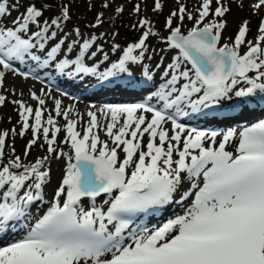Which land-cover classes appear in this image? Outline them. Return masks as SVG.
Listing matches in <instances>:
<instances>
[{"label":"snow or ice","instance_id":"1","mask_svg":"<svg viewBox=\"0 0 264 264\" xmlns=\"http://www.w3.org/2000/svg\"><path fill=\"white\" fill-rule=\"evenodd\" d=\"M112 2L102 0L101 7ZM175 2L163 32L143 16L132 25L131 42L116 43L119 33L112 32V61L99 43L107 33L85 36L76 26L65 31L71 0H26L13 26L0 27L3 92L16 95L4 87L9 72L40 80L39 71L51 70L69 79L90 77L101 91L140 97L134 103L90 104L82 114L43 88L39 94L28 89L34 107L22 90L21 98L11 101L0 93V107L12 103L20 126L0 131V234L18 225L25 230L0 246V264H264V119L230 129L220 139L221 134L187 129L177 120L215 119L233 96V111L257 93L264 101V17L253 39H247L250 22L244 20L234 37L221 43L230 3L199 0L190 10ZM142 3L134 4L131 14L139 16ZM18 6L19 0L11 5ZM237 6L243 8V0ZM163 7L162 0H153V12ZM250 7L256 14L264 0ZM124 11L122 4L114 9L117 15ZM46 12L51 15L44 18ZM7 14L8 0H0V18ZM185 19L192 22L186 31ZM104 23L101 11L89 27ZM51 41L56 42L49 46ZM157 48L175 54L165 64ZM29 62L27 71L19 70ZM242 82L246 86L237 87ZM29 132L23 157L33 147L46 152L24 163L7 139ZM52 161L61 162L63 172L53 197L34 223L21 225L33 202L43 201ZM101 196L106 210L96 205ZM83 198L91 201L87 209ZM172 203L183 213L153 228L132 227L134 218Z\"/></svg>","mask_w":264,"mask_h":264},{"label":"rangeland","instance_id":"2","mask_svg":"<svg viewBox=\"0 0 264 264\" xmlns=\"http://www.w3.org/2000/svg\"><path fill=\"white\" fill-rule=\"evenodd\" d=\"M15 0H8V11L10 14L5 15L3 18H0V27L7 26V27H12V21L19 16L25 8L26 5V0H19V6L18 8H13L11 7L12 3H14ZM225 3H230V0H224ZM254 0H244V6L243 8L238 7V0L236 2H231L230 7L231 11L226 14L225 18L227 20V27L223 31V37L221 43L226 42L227 38L229 36L235 35V33L238 31L239 25L244 21L248 20L249 23V28L250 31L247 34V39H253V37L257 34V28L259 21L262 17H264V8H262L258 13L254 14L253 10L250 7V4L253 3ZM89 3H91L92 7L91 10H89ZM102 0H71V21L67 23V27L65 28V31H68L72 27L76 26L81 29V32L85 35L88 36L91 33H96L99 35L100 32H105L107 35L103 39L104 42L109 44V47L107 49V52L109 53L110 51V44L112 42L111 40V34L112 32H117L119 33V36L116 39V43L121 44L123 41L124 43L129 42L128 37H135L136 33L134 29L132 28V25L137 22L140 16L147 17L151 19L154 22L155 30L156 31H161L163 32V21L165 17L172 11L173 9L177 8L178 5L176 4L175 0H162V3L164 5L163 10L161 13H155L152 11L153 8V0H143V3L141 4V12L139 16L132 13V8L133 5L136 3H141V0H131V3L128 2V0H113L112 6L108 9H103L101 7ZM181 3H184L190 10H193L194 7L199 3V0H181ZM236 3V4H235ZM124 5L125 11L122 15H117L114 12V9L117 5ZM213 7L215 5L213 4ZM103 12L104 13V19L105 23L102 27L98 29H91L89 25H91L94 21V18L98 12ZM50 13H45L44 18H47ZM111 18V19H110ZM184 30L186 31L187 28L191 27L192 22L187 21L185 19L184 21ZM85 29H84V28ZM33 30H35L33 28ZM91 30L92 32H88ZM59 39V35L57 37V40ZM56 41H51L50 45L55 43ZM102 44V43H101ZM149 44L152 47H156L157 41L156 40H150ZM161 47H163L161 45ZM246 49L242 47L241 53L245 51ZM157 52L159 55H164L166 54L167 57L165 59V64L169 62L170 58L172 55L175 53L172 51L168 52H160V49L157 48ZM156 63V60H153L150 62L151 64ZM55 76V74L53 73ZM157 78L159 79V74L157 73ZM243 83V82H242ZM4 87L9 90V92L12 91V89H15L16 95H9L7 92H3V89H0V93H3L8 96V100L11 101L16 98H21L19 93L21 90L23 91V99L26 100L29 104H31L33 107L35 106V102L31 101L28 97V89H33L36 91L38 94L42 88L35 86L31 81L24 80L23 78H19L17 76H13L11 73H7L4 81ZM46 91V90H45ZM52 93V92H51ZM83 94V93H81ZM52 95L56 98H59L62 100V103L64 106H70L69 102L65 98H61L60 93H52ZM72 104V103H71ZM73 105V104H72ZM84 106H87L86 104L83 103ZM84 106L82 108L78 107L76 111L80 113H84L85 109ZM53 107V102L51 100H48L47 102V108L51 109ZM242 113V111H241ZM47 114V113H46ZM84 119L86 120L87 117L85 116ZM18 116L17 112L15 111V106L8 102L5 103L2 107H0V131L4 130H10L13 127L17 128L19 130V124L17 123ZM58 122L60 124H63L64 121L62 119L58 118ZM31 138V132H29L25 137L21 138L19 136L12 137L11 134L9 135L7 139V143L10 146L15 147V154L16 155H21L22 161L24 163H30L33 162L34 159L38 156H43L46 152L45 149H40L39 147H33L31 149V153L28 157H23L22 153L24 150V146L27 143V140ZM60 138H63V133L60 134ZM101 138L103 137V133H101ZM63 147V146H61ZM67 150V149H65ZM10 151L9 148H5V152L8 153ZM7 157L5 158L6 162ZM55 164L51 167V172L52 169L56 171V161ZM58 169V168H57ZM19 171V170H17ZM62 178V174L60 173H55L50 175V180L49 182L44 186L43 191H46L47 194L50 190L56 189L60 180ZM52 184L51 185L49 184ZM51 188V189H49ZM44 195V194H43ZM48 195H44L46 201L48 198H50Z\"/></svg>","mask_w":264,"mask_h":264},{"label":"bare ground","instance_id":"3","mask_svg":"<svg viewBox=\"0 0 264 264\" xmlns=\"http://www.w3.org/2000/svg\"><path fill=\"white\" fill-rule=\"evenodd\" d=\"M244 1V0H243ZM231 3V2H230ZM236 4V3H235ZM94 21V20H93ZM99 42H103V40H101V41H99ZM125 43L122 41L121 42V45H124ZM104 46H108L107 44H104ZM163 56H165V57H167V55L166 54H164ZM109 57L111 58V59H116V54H113V53H110L109 54ZM98 58H100V56H98L97 57V59ZM90 62V61H89ZM105 66H107V65H105ZM40 72V71H39ZM41 77H42V75L40 74V73H38ZM252 75H254V74H252ZM61 78V80H59ZM82 79V81L84 80V78H81ZM47 80V78H43V81H46ZM51 80H53V82H56L58 85H64V86H66L68 89H70L71 90V92L72 93H74L75 94V92L76 93H79V94H81L82 93V85H79V86H76V85H74L73 84V82H72V79H69V78H67V77H61V76H54L53 74L51 75ZM83 82H85V81H83ZM47 84V83H46ZM242 86H246V85H244L243 83H241V85H239V86H237V87H242ZM129 91H131V90H129ZM85 99H83L82 100V102L84 103L85 101H87L86 99H88V98H92V97H96V95H91V96H87L85 93H83V94H81ZM100 96L102 97V98H105V99H110V101L109 102H102V103H133L134 102V100H135V98H138V96H134V95H129L127 92H121V91H110V92H104V91H100ZM119 98H125V99H128V100H124V101H119V100H115V99H119ZM237 101V98L236 97H232V99L231 100H229L228 102H226V103H228V104H231L232 103V106H233V104L235 103ZM136 102V101H135ZM259 105H264V101H261L260 100V94L259 93H257L256 95H254L253 97H251L250 98V102L248 103V105L246 106V107H243V108H240V111H239V115H237L236 117H234V118H231V119H228V120H226V123H228V124H230L231 125V123H233L236 119H238L240 116H248V115H250V114H252V113H255V111L257 110V109H249L251 106L253 107H255V106H259ZM70 106H71V104H70ZM73 107L74 108H76V109H78V107H80V108H82V106L81 105H73ZM85 109V108H84ZM264 109V108H263ZM87 110V108L85 109V111ZM262 110V109H261ZM241 111H242V113H241ZM258 111H260V110H258ZM190 119H194L193 121L195 122V124L196 125H198V127H200V126H204V125H213V124H215V123H219L216 119H211V118H208V119H205V118H190ZM233 124H237V120L235 121V123H233ZM231 127H232V125H231ZM231 149H232V147L231 146H229L228 147V149L227 150H229V151H231ZM55 164V162H51V167L53 166ZM56 164H57V166H56V171H54L53 169H52V172H51V174H55V173H61L62 175H63V172H62V163L61 162H59V161H56ZM58 168V169H57ZM50 174V175H51ZM188 186V184L187 183H185L184 184V186L183 187H187ZM54 191H55V189H52V190H50L49 192H48V195H50V196H52L53 194H54ZM104 196H101L100 198H98V199H96V205L97 206H101V205H103V200H104ZM44 201V200H43ZM41 201H38V203H40ZM82 204H83V206L87 209V208H89L90 206H91V202H89V201H87V200H82ZM170 205H177L175 208H177V207H179V208H177V211H175L173 214H172V216H171V218H174L175 217V215H177V214H182L183 213V207L181 206V205H178V204H176V203H172V204H170ZM171 209V207L168 205V206H165V207H163V208H161V209H157V210H155L154 211V213H153V215L151 216V215H149V218H147V219H144V222H147V223H153V221L154 220H156L155 218L160 214H163V213H166V212H168L169 210ZM158 225H162V224H158ZM157 225V226H158ZM147 226H149V228H153V227H155V225H153V224H147ZM3 245H5V244H3ZM2 245V246H3Z\"/></svg>","mask_w":264,"mask_h":264},{"label":"water","instance_id":"4","mask_svg":"<svg viewBox=\"0 0 264 264\" xmlns=\"http://www.w3.org/2000/svg\"><path fill=\"white\" fill-rule=\"evenodd\" d=\"M86 199H88V198H86Z\"/></svg>","mask_w":264,"mask_h":264}]
</instances>
